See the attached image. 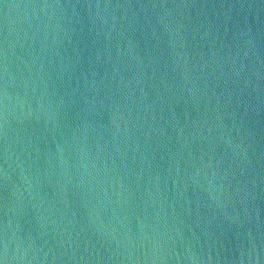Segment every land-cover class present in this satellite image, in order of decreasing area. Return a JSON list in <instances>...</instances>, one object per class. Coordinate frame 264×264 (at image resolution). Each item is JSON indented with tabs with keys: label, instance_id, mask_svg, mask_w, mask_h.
<instances>
[{
	"label": "water",
	"instance_id": "1",
	"mask_svg": "<svg viewBox=\"0 0 264 264\" xmlns=\"http://www.w3.org/2000/svg\"><path fill=\"white\" fill-rule=\"evenodd\" d=\"M0 264H264V0H0Z\"/></svg>",
	"mask_w": 264,
	"mask_h": 264
}]
</instances>
